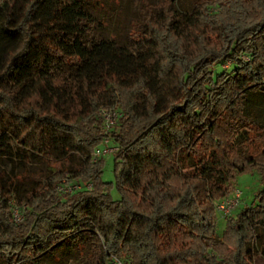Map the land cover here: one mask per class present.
Instances as JSON below:
<instances>
[{
  "label": "trees",
  "instance_id": "1",
  "mask_svg": "<svg viewBox=\"0 0 264 264\" xmlns=\"http://www.w3.org/2000/svg\"><path fill=\"white\" fill-rule=\"evenodd\" d=\"M108 1L0 0V264L63 252L70 264H254L264 258V147L251 148L264 143V0H193L185 11L167 0L123 37L100 19ZM101 109L121 112L110 132L119 199L92 160ZM250 171L254 202L217 233L216 200ZM64 180L91 188L61 194ZM13 204L26 206L20 223Z\"/></svg>",
  "mask_w": 264,
  "mask_h": 264
},
{
  "label": "rangeland",
  "instance_id": "2",
  "mask_svg": "<svg viewBox=\"0 0 264 264\" xmlns=\"http://www.w3.org/2000/svg\"><path fill=\"white\" fill-rule=\"evenodd\" d=\"M167 0H110L105 7V11H101L100 19L103 24L109 21L113 27H115L119 34L125 36L126 32H132L136 27L142 26L144 21L147 18V10H151L153 16H156V13L160 11V4ZM193 0H178L176 5L173 7L178 9L179 11L189 10L191 7ZM5 17L4 13L0 10V20H3ZM241 58L243 60H247V56L242 55ZM230 62H226L222 65L223 68L228 69ZM119 110V109H116ZM120 111V110H119ZM264 131V130H263ZM262 131H259L261 133ZM254 133H250V136ZM264 147L263 142L257 141L254 146L251 148L256 149L257 151ZM102 174L101 178L105 182H109V192L113 199H119L120 193L117 190L115 184V174L113 171V163L114 157L113 154L104 155L102 158ZM30 170H34L35 168H39L40 165L31 162L28 166ZM9 169V166H8ZM19 173L21 169L17 170ZM237 187L242 191V197L239 201V205L233 211H240L246 206H250L254 200L255 195L258 190L261 188L260 178L255 171L244 172L242 174H238L232 182V187ZM17 189H23L27 187L26 183H17ZM231 187V189H232ZM230 189V191H231ZM215 229L217 233H222L225 228V220L220 216V214L216 211V223ZM54 260L49 261L47 264H70L71 263V254L67 252H63L60 254V260L58 262L57 258L59 253L56 254ZM254 264H264V258L257 256L254 260Z\"/></svg>",
  "mask_w": 264,
  "mask_h": 264
},
{
  "label": "built area",
  "instance_id": "3",
  "mask_svg": "<svg viewBox=\"0 0 264 264\" xmlns=\"http://www.w3.org/2000/svg\"><path fill=\"white\" fill-rule=\"evenodd\" d=\"M100 115L103 122V129L105 132V136L102 138V141L99 145H97L92 152V160L96 161L102 158L107 154H114L118 147L112 143L110 132L117 125L119 118L121 117V112L119 110H108L101 109ZM91 188V183H80V182H70V181H62L60 182L56 189L61 194H72L81 189H89ZM242 197V191L237 187H232L230 193L215 202V210L220 214V216L226 220L235 208L239 205V201ZM24 205H16L13 204L11 216L12 220L15 223H20L23 220V214L25 211ZM109 264H122L120 260L114 259Z\"/></svg>",
  "mask_w": 264,
  "mask_h": 264
}]
</instances>
